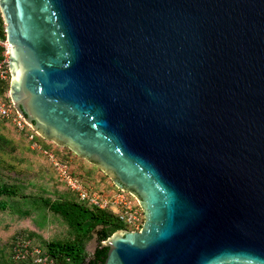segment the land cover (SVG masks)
<instances>
[{"label": "water", "instance_id": "water-1", "mask_svg": "<svg viewBox=\"0 0 264 264\" xmlns=\"http://www.w3.org/2000/svg\"><path fill=\"white\" fill-rule=\"evenodd\" d=\"M0 13L16 111L143 208L140 230L102 242L103 264H264V0Z\"/></svg>", "mask_w": 264, "mask_h": 264}, {"label": "trees", "instance_id": "trees-1", "mask_svg": "<svg viewBox=\"0 0 264 264\" xmlns=\"http://www.w3.org/2000/svg\"><path fill=\"white\" fill-rule=\"evenodd\" d=\"M0 34L6 37L5 24L1 13ZM4 50L5 48L0 46V61L5 58ZM9 89L10 74L7 78H2L0 76V101L5 104L11 102ZM25 131H30L31 134L34 133V138L40 141L44 147L47 146L48 142H51L42 138L30 126H26L23 130H19L11 119L4 118L0 113V155L14 154L15 151L19 149V144H17V140L15 139L18 138L21 139V141L25 140L27 138L26 135L24 136L23 134ZM13 133H16L18 137L13 136ZM26 144L30 150L31 146L27 139ZM66 149L70 153H74L68 147H66ZM61 155L64 162L72 164L67 154ZM76 156L80 158L81 161L87 162L86 159L78 155ZM8 167L9 169L15 168V164L9 162ZM95 167L98 168L97 166ZM87 169L86 166H82V163L75 164L73 168L70 166L72 175L85 186L92 187L93 190H99L102 192L117 190V187H115L111 179L110 183H103V181H101L103 179L96 176L97 172L92 173L88 170V173L85 174ZM99 170L100 169L98 168V171ZM57 174L59 176V172H57ZM106 176L108 177V175ZM59 178L62 180L60 176ZM66 191L63 192V194L66 195H61L59 198L51 199L47 197L42 198L40 203L37 199H34L33 202L59 214L68 225L69 237L65 240H50L45 243V247L43 246L40 248V253L32 255L31 251L38 246H33L32 244L28 245V247L21 246L19 243L26 239L17 238L20 233L17 232L9 238L7 244L0 246V264H35L37 256L53 258L58 264H103L108 249L102 246V242L111 236L116 230L125 228L126 225L120 221L119 216L111 209H102L88 202L82 201L79 199L77 192L71 190L68 186ZM4 195L5 197H15L18 195H21L24 198L27 197L26 194H21L18 186L9 183L0 184V197ZM0 203L1 209L5 210L7 206L3 205V203H6V201H0ZM94 236L97 237L99 244L94 252H90L87 249V242ZM26 249H28L29 252L26 253L25 257L16 258L18 252L25 253Z\"/></svg>", "mask_w": 264, "mask_h": 264}, {"label": "rangeland", "instance_id": "rangeland-1", "mask_svg": "<svg viewBox=\"0 0 264 264\" xmlns=\"http://www.w3.org/2000/svg\"><path fill=\"white\" fill-rule=\"evenodd\" d=\"M23 134L30 143V150L26 139L21 141L17 138L15 140L19 144V149L12 155H0V184L16 185L20 188L21 194L27 195L25 198L21 195L0 197V201H6L3 205L7 206L5 210L0 207V246L7 244L11 236L20 232L17 238L26 239L19 243L21 246L32 244L42 248L50 240H65L69 237L68 225L59 214L33 202L34 199L40 203L42 198L55 199L66 195L63 192L66 191L67 185L64 180H60L57 172L60 174L61 172L55 165V162L66 163L62 160L61 154L68 155L72 163L69 165L72 168L75 164L82 163V166L88 168L85 174L88 170L92 173L97 172L96 176L103 179L101 180L103 183H110V178L103 171H98V168L90 162L81 161L75 153L67 151L66 147H61L51 141L47 143L48 148H46L31 135L30 131H25ZM13 136L18 137L16 133H13ZM51 155L57 160H53ZM9 162L14 163L15 168L9 169ZM61 168L64 167L61 166ZM96 239V236L90 239L87 246L90 241Z\"/></svg>", "mask_w": 264, "mask_h": 264}, {"label": "built area", "instance_id": "built-area-1", "mask_svg": "<svg viewBox=\"0 0 264 264\" xmlns=\"http://www.w3.org/2000/svg\"><path fill=\"white\" fill-rule=\"evenodd\" d=\"M0 46L5 48V58L0 61V76L2 78H7L10 74L8 67L9 42L2 34H0ZM0 113L4 118L11 119L19 130H23L26 126H29L26 120L16 111L12 101L9 104H5L0 101ZM51 157L53 160L55 159L53 155H51ZM55 165L57 166V170L61 172V174L59 173L61 179L64 180L66 185L71 190L77 192L79 199L102 209H111L119 216L120 221L126 225V228L140 230L144 222V211L134 195L119 188L114 191L112 190L111 192L93 190L92 187L85 186L72 175L70 167L67 163L55 162ZM61 166L64 168L62 169ZM27 252H29L28 249H26L25 253L18 252L16 254V258L25 257ZM40 252V248L36 247L33 252H31V254L34 255L35 253L36 255ZM35 264L58 263H56L53 258L37 256L35 259Z\"/></svg>", "mask_w": 264, "mask_h": 264}, {"label": "flooded vegetation", "instance_id": "flooded-vegetation-1", "mask_svg": "<svg viewBox=\"0 0 264 264\" xmlns=\"http://www.w3.org/2000/svg\"><path fill=\"white\" fill-rule=\"evenodd\" d=\"M97 247H95V249H96ZM95 249H93V250H95ZM94 252V251H93Z\"/></svg>", "mask_w": 264, "mask_h": 264}, {"label": "crops", "instance_id": "crops-1", "mask_svg": "<svg viewBox=\"0 0 264 264\" xmlns=\"http://www.w3.org/2000/svg\"><path fill=\"white\" fill-rule=\"evenodd\" d=\"M28 245H29V244H27V246H26V247H28Z\"/></svg>", "mask_w": 264, "mask_h": 264}, {"label": "clouds", "instance_id": "clouds-1", "mask_svg": "<svg viewBox=\"0 0 264 264\" xmlns=\"http://www.w3.org/2000/svg\"><path fill=\"white\" fill-rule=\"evenodd\" d=\"M68 164V163H67ZM69 165V164H68ZM116 187V186H115ZM38 248V247H37Z\"/></svg>", "mask_w": 264, "mask_h": 264}]
</instances>
